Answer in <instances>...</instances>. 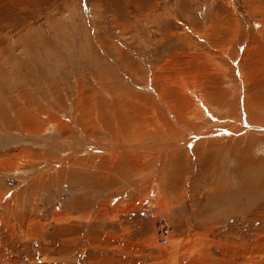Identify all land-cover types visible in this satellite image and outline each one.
I'll return each mask as SVG.
<instances>
[{"label":"rangeland","instance_id":"obj_1","mask_svg":"<svg viewBox=\"0 0 264 264\" xmlns=\"http://www.w3.org/2000/svg\"><path fill=\"white\" fill-rule=\"evenodd\" d=\"M263 52L264 0H0V264H264V130L221 135L210 159L130 134L100 150L108 113L156 102L149 87L182 99L183 73L232 88L239 111Z\"/></svg>","mask_w":264,"mask_h":264},{"label":"bare ground","instance_id":"obj_2","mask_svg":"<svg viewBox=\"0 0 264 264\" xmlns=\"http://www.w3.org/2000/svg\"><path fill=\"white\" fill-rule=\"evenodd\" d=\"M250 51H251V46L248 47V50L246 51L245 56H247V55L249 56ZM224 55H225V58L228 60L229 56H227L226 51H225ZM184 56L186 57V55H184ZM184 56H181L182 58L180 57L181 61H188L189 58H192L191 59L192 62H190V63L186 62L185 65L187 63H188V65H194L195 64V66L199 64L197 60L195 61V59L199 58V55H196V54L187 55L188 58H184ZM256 57H259V55ZM256 57H255V59H256ZM170 60H173V58ZM252 60H250V61H252ZM200 62H201V64L202 63L206 64V62L204 63L203 60ZM180 64H181L180 62L174 63V66L172 68H170L169 70L172 69L175 72H179L180 68H181ZM249 64L252 65L253 67L255 65V63L252 64V62L251 63L249 62ZM206 65H207L206 71L208 73H210L213 70V67H212V65H210V63L206 64ZM214 67L216 68V66H214ZM220 67H221V65H220ZM253 67H251V68H253ZM219 70H220V68H219ZM256 72H258V71H256ZM222 73L223 72H221V74ZM246 73H248V72H246ZM215 74L217 76V72ZM242 74H244V76H246L245 73H242ZM207 75H209V74H207ZM212 75H214V73H212ZM239 75H241V74H239ZM199 76H194V74H191V75H189V74L185 75L184 73H183V75L180 74L179 82H180V86H182V95L184 96L182 99H181L180 95H179V98H177V93L175 91H173L174 89L172 87H169V88L164 87V90L166 91L165 93H164V91L162 92V89L160 91H155L154 90L155 88L151 89V87H149L151 91L155 92L154 95L156 96V102L151 103V102L146 101V102L140 103L141 105H138L137 103H131V104L129 103L128 105H124V104L122 105V103H120L118 105L119 106L118 109L115 107V109H117L116 112L111 111V113H108V118H107L108 120L106 119L105 124H104L106 129L110 130V131H108L111 133V134L109 133L110 134L109 136H112V137H109V138H113V139H108L107 141L105 140L103 143L104 147L100 148V150H102V151H103V149H105L106 151H108V150L111 151L113 149L117 150L119 147L124 146L123 144L125 143V139H127L125 134H130L131 137L136 136V135H140L141 139L143 137H149L153 141V142L150 141L149 145H144L145 140H142V142H141V140H138L137 143L135 142L138 146L149 148L151 146L154 147V145H155L158 147V148L156 147L157 149H162L163 151H166V149L163 147L164 145L155 142V140H164L165 138H167L168 139L167 149L172 150V148H174V149H178L181 152L183 151L182 147H185V149H188V150H190V147H195L198 149L197 151H199V152H200V150H203L205 147L206 148L210 147V150H204L206 152L205 157L210 159V157L212 156L211 151L217 145H220L219 137L221 135L222 136L225 134L230 135V134H232L233 131H238V130H240L242 128H246V127H250V128L252 127L258 131L264 130V97H263V100H261L262 96L264 94V91H263L264 78H261L263 81L262 82L259 80L260 75L255 76L253 78V76L251 77L250 74H247V76L250 79L249 83L251 85V87L249 89L250 91H248L250 96L247 97L246 99H244V97H243V100L241 101L242 103L240 106L241 108L238 111L237 105H235L237 103H236V101L233 100V97L235 95V91L232 88H230V89H218L216 87L214 89V85H212L211 89H209L208 87H206V85H204L205 79L204 80L202 79V85L204 86L205 89L200 91L199 88L196 87L195 84L189 83V81H197V79H198V81H201V79H199L201 77H199ZM223 77H225V76L223 75ZM223 77L221 76V78H223ZM245 78H247V77H244V79ZM244 79L242 78L240 80L242 81ZM244 83H246V82H244ZM166 84L168 86H170V84L168 82H166ZM240 85H243V83L240 82ZM160 86H162V84ZM211 100L214 103H216L218 106H216L215 104L213 106V104H211V102H210V104L212 105L210 107L208 105V103ZM161 109H165V110L161 111ZM151 110H154L153 114H152ZM237 111H238V118H236ZM107 112H110V111H107ZM104 113L102 115L103 117L107 115V113L106 114H104ZM96 117H97L96 112H94V118H96ZM226 117L229 118V121L226 119ZM206 118L209 121H211L212 123L218 122L217 125L209 126L210 122L207 120L205 121ZM239 118H240V120H238ZM184 120L189 125L184 124ZM225 121L228 124H225L224 123ZM111 122H113V124H111ZM174 123H176L178 125V127L180 126L181 129L176 128V126H174ZM162 124L163 125L165 124V126L168 127V130H166L167 128H165V126H163ZM204 125H205V128H204ZM177 129L178 130L180 129V131H179L181 133L180 135H179ZM26 131H28V129H26ZM260 132H264V131H260ZM186 134H188L187 138L185 137ZM181 135L183 136V138ZM113 136H115V137H113ZM114 138H115V140H114ZM220 139H221V137H220ZM91 140L95 141L94 138H90V141ZM96 140L99 141L98 139H96ZM204 140H208V141L204 142ZM100 143L102 144V142H100ZM100 143L97 144L98 147H99V145H101ZM130 144H131V142H130ZM203 144H205V145H203ZM228 144L230 146V143H228ZM91 145H93V144H91ZM83 147L85 149L89 150L91 146L86 145ZM83 147H81L80 145L79 146L76 145L74 147V145H73L72 148H74L75 152L81 151V150L85 151V149ZM132 150H134V148H132ZM130 152H131V150H130ZM169 152H172V151H169ZM71 154H69L68 156H70ZM133 154H135V153H133ZM137 155H139V154H137ZM120 156L121 155L119 153H117L116 157L106 158L105 155L103 157H105L104 159L106 160L107 165H109V167H111V169L114 173H116L118 175L119 174H123V175L129 174L130 172L125 170V168H126V166H128V163L132 160L133 156L132 155H126V156H121V157ZM5 157H7V156H5ZM5 162H7V161H5ZM61 162H59V159H58V161L53 160V161H51V165H53V167H57V166L61 165L60 164ZM145 162H143V163H145ZM158 228L162 229V225H159ZM161 232H162L161 234L159 233V235H157L156 240L158 241L159 238L161 237V239L164 241V243H159V244L160 245L167 244L169 239H170V237H169L170 233H169V231H167V232L161 231Z\"/></svg>","mask_w":264,"mask_h":264}]
</instances>
